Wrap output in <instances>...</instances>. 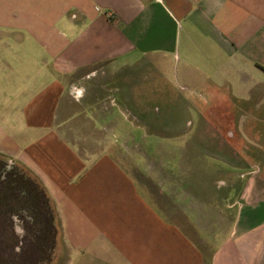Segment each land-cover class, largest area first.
I'll return each instance as SVG.
<instances>
[{
    "label": "crops",
    "instance_id": "obj_1",
    "mask_svg": "<svg viewBox=\"0 0 264 264\" xmlns=\"http://www.w3.org/2000/svg\"><path fill=\"white\" fill-rule=\"evenodd\" d=\"M174 84L237 119L264 165V0H0V156L50 204L14 206L30 184L0 181V264H264L260 164L218 171L129 141L125 122L158 135L179 115L141 86ZM221 129L219 157L243 167Z\"/></svg>",
    "mask_w": 264,
    "mask_h": 264
},
{
    "label": "rangeland",
    "instance_id": "obj_2",
    "mask_svg": "<svg viewBox=\"0 0 264 264\" xmlns=\"http://www.w3.org/2000/svg\"><path fill=\"white\" fill-rule=\"evenodd\" d=\"M8 8L9 7H7V9ZM141 90L146 91L145 94L148 96V105L151 107L159 105L165 99L173 100L170 102L172 107L174 104H178L180 107L179 115L177 118H160L159 127L162 130V133H159L158 135L150 132V129L148 133H145L141 130L139 131L132 124H129V122H125L126 129H129L131 132V137L129 138L130 142L141 143L142 145L146 144L149 148L153 146L152 150H147L149 156H163L172 159L192 157L195 159L205 160L206 163H209L210 165L215 164L218 168V171L220 170V168H222L224 170H232L237 174L244 171L245 169H250L249 167H251V164L256 162L260 164V167L262 168L260 174H264V165L262 163V158L253 153L255 151V149H253L255 143L252 140V134L250 133V131H239L238 129V131L236 132L237 119L234 122H230V119L221 118L218 114L212 117H208V101L203 95H197L195 93L189 92L187 89H183L182 87L175 84L168 86H141ZM177 91H180L183 95H185L186 98L189 99L187 100L188 102H185L184 104L181 102H177L175 98V94L177 93ZM188 95L190 96L188 97ZM171 122H177V124L170 130L165 126H172L173 124ZM208 125H211L212 128L217 129L216 131L219 134L212 133L208 135V133L206 132V128L208 127ZM221 128L225 130L229 129L230 131H232L233 136L228 137L227 144L235 147L236 153L243 158V167L240 168L239 166H226L225 161L219 157L218 149L222 137V134L220 133ZM116 138L118 139L121 137L117 135ZM204 141L210 142L213 146H215L212 155L203 152L198 148H193L188 151L185 147L188 144L189 148H192L194 147L192 145H200ZM157 147H162L164 150L156 149ZM172 152L173 154L167 156L168 153ZM4 163L7 164V161H4ZM10 165L12 164L9 163V166ZM215 176V179H218L219 181L220 179H223L225 181L228 179V176L222 173H217ZM247 176L249 175H246L245 177L238 176L236 178V183L238 185L246 183V181L248 180ZM219 181L213 182V186L220 187L222 185L223 187H225L224 183ZM28 184H30L27 188L28 191L32 193L35 192L34 194H37L38 197V194L40 192L38 186L36 187L35 184L31 182H28ZM229 200L231 202L233 201V199ZM52 232L54 235L55 231L53 230ZM11 240L12 236H9L8 243H11ZM8 253L9 255H11L12 253L10 245ZM5 258V260H7L8 256ZM8 260H10V262H6L8 264H12L11 259L9 258Z\"/></svg>",
    "mask_w": 264,
    "mask_h": 264
},
{
    "label": "trees",
    "instance_id": "obj_3",
    "mask_svg": "<svg viewBox=\"0 0 264 264\" xmlns=\"http://www.w3.org/2000/svg\"><path fill=\"white\" fill-rule=\"evenodd\" d=\"M4 161H5V158L0 156V176H1V172L3 170L4 165H6ZM6 175H9V179H12L13 178L12 176H15V178L18 179L21 185L23 184L25 186L26 185L25 182L28 181V182L34 183L35 186L36 187L38 186V189H40V192H39L40 195L38 194V197H37V194H34L35 192L32 193L29 191V194H28L27 189H26V195L25 194L23 196H19V194L14 195V198H15L14 206L19 205V204L20 206H23L24 204V206H27V208L32 209L33 207H35L34 204H38L40 206H45L46 208L50 207L49 199L47 198L46 194L42 191L38 183L32 181L30 177H28V174L26 171L19 169L15 164H13L10 167L9 171L6 172ZM11 206L13 205L11 204Z\"/></svg>",
    "mask_w": 264,
    "mask_h": 264
},
{
    "label": "flooded vegetation",
    "instance_id": "obj_4",
    "mask_svg": "<svg viewBox=\"0 0 264 264\" xmlns=\"http://www.w3.org/2000/svg\"><path fill=\"white\" fill-rule=\"evenodd\" d=\"M10 167H11V166H9V165H7V164L4 165L3 170H2V172H1L0 181H2V179L6 176V172L9 171ZM24 233H26V232H24ZM21 242H22V245H20V246H23L24 240L22 239V241H21V239H20V243H21Z\"/></svg>",
    "mask_w": 264,
    "mask_h": 264
},
{
    "label": "built area",
    "instance_id": "obj_5",
    "mask_svg": "<svg viewBox=\"0 0 264 264\" xmlns=\"http://www.w3.org/2000/svg\"><path fill=\"white\" fill-rule=\"evenodd\" d=\"M110 16H113L111 13H109Z\"/></svg>",
    "mask_w": 264,
    "mask_h": 264
}]
</instances>
